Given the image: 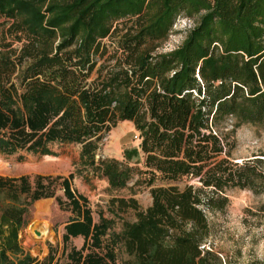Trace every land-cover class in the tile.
<instances>
[{"label":"trees","instance_id":"obj_1","mask_svg":"<svg viewBox=\"0 0 264 264\" xmlns=\"http://www.w3.org/2000/svg\"><path fill=\"white\" fill-rule=\"evenodd\" d=\"M180 19L194 26L158 53ZM123 122L138 133L142 167L99 154ZM243 126L264 137V0H0V154L80 145L93 177L117 190L137 176L152 197L146 209L116 200L136 211L117 237L76 173L0 177V264H118V238L134 264H236L207 248L206 210L224 209L233 189L264 194V145L234 159ZM185 179L194 183L176 185ZM44 199L70 214L64 261L53 248L28 255L19 238Z\"/></svg>","mask_w":264,"mask_h":264},{"label":"rangeland","instance_id":"obj_2","mask_svg":"<svg viewBox=\"0 0 264 264\" xmlns=\"http://www.w3.org/2000/svg\"><path fill=\"white\" fill-rule=\"evenodd\" d=\"M194 23L186 19L177 21L169 39L157 49L158 53L170 52L184 41L187 30ZM237 146L234 151L236 162L253 159L264 145V137L257 136L254 128L241 127L236 134ZM140 139L132 123L123 122L104 140L100 156L117 159L130 167H142L143 157L139 149ZM52 155L19 152L12 156L0 154V177L17 178L23 175H63L76 173L74 186L87 196L96 211H102L107 218L114 219L112 234H122L123 222L136 221V211L132 208L122 210L117 199L137 200L141 209L152 204L150 188L135 184L134 176L123 189L113 190L104 180L93 177L89 170L80 165V145L54 144L50 146ZM194 183L183 180L176 185L185 188ZM158 182L156 186H166ZM229 204L222 210H206L210 226L207 248L214 249L224 260L236 264H246L253 259H264V194H255L249 190L233 189L227 192ZM9 202L0 191V214ZM69 213L61 210L55 199H44L36 202L30 209L29 223L20 232L19 238L25 252L40 260L45 259L53 248L57 259L64 261L63 242L64 224ZM98 220V215H95ZM40 233V236L37 235ZM81 238L71 241L69 246L80 248ZM118 264H134L133 258L124 250L123 242L118 238Z\"/></svg>","mask_w":264,"mask_h":264},{"label":"water","instance_id":"obj_3","mask_svg":"<svg viewBox=\"0 0 264 264\" xmlns=\"http://www.w3.org/2000/svg\"><path fill=\"white\" fill-rule=\"evenodd\" d=\"M38 236H40V233H37Z\"/></svg>","mask_w":264,"mask_h":264}]
</instances>
